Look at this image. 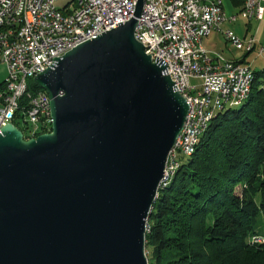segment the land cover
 I'll return each mask as SVG.
<instances>
[{"label":"water","instance_id":"1","mask_svg":"<svg viewBox=\"0 0 264 264\" xmlns=\"http://www.w3.org/2000/svg\"><path fill=\"white\" fill-rule=\"evenodd\" d=\"M132 18L32 82L50 132L0 133V264H147L145 232L188 106Z\"/></svg>","mask_w":264,"mask_h":264},{"label":"built area","instance_id":"2","mask_svg":"<svg viewBox=\"0 0 264 264\" xmlns=\"http://www.w3.org/2000/svg\"><path fill=\"white\" fill-rule=\"evenodd\" d=\"M57 1L0 0V64L6 68V78L0 82V133L8 124L16 127L15 122L25 128L24 140L49 133L50 100L43 90H29V80L75 47L129 21L137 2L75 0V7L62 11ZM263 4L264 0H242L239 11L227 16L221 0H143L134 38L152 61L166 67L188 106L183 128L167 155L159 190L179 169V158L194 153L217 112L241 105L251 92L250 66L213 59L203 40L225 22L260 20ZM223 35L244 53L256 44L255 38L242 39L230 30ZM187 79L198 83L190 85Z\"/></svg>","mask_w":264,"mask_h":264},{"label":"trees","instance_id":"3","mask_svg":"<svg viewBox=\"0 0 264 264\" xmlns=\"http://www.w3.org/2000/svg\"><path fill=\"white\" fill-rule=\"evenodd\" d=\"M253 75L248 99L217 112L158 191L145 232L147 264H264V242L255 241L264 240L256 229L264 221V68ZM28 87L42 91L32 80Z\"/></svg>","mask_w":264,"mask_h":264},{"label":"crops","instance_id":"4","mask_svg":"<svg viewBox=\"0 0 264 264\" xmlns=\"http://www.w3.org/2000/svg\"><path fill=\"white\" fill-rule=\"evenodd\" d=\"M230 3L232 7L227 9L226 11L222 5L223 10L227 16L234 15L239 11L242 0H230ZM242 22L244 23L243 26L240 25L239 20L236 23H227V22L223 23L219 31L217 30V31L211 32V34L204 39V44L209 43L208 39L212 34H220L224 38L222 30H225V31L231 30L239 38H242V39L249 38V37L255 38L256 44H255L254 49L251 52L243 53L241 51L236 50L233 46L232 47L228 46L227 44L225 46V49H208L205 46V50L208 52V54L213 59L220 57L223 60L240 61V62L248 64L252 71H254L253 65H252L255 62L254 59L262 60L261 68H264V51L262 53H259L260 48L264 49V4H263V10H262V18L260 20L258 21L256 20L244 21L243 20ZM215 39H216V35L213 40ZM250 59L251 61H249ZM193 82L194 84L198 83L197 80H193Z\"/></svg>","mask_w":264,"mask_h":264},{"label":"rangeland","instance_id":"5","mask_svg":"<svg viewBox=\"0 0 264 264\" xmlns=\"http://www.w3.org/2000/svg\"><path fill=\"white\" fill-rule=\"evenodd\" d=\"M56 5H57V7L60 10L64 11L65 9H72L73 7H75L76 6V2H75V0H58L57 3H56ZM222 5H223L225 11L227 9H229V8L232 7L231 6V3H230V0H222ZM242 21H243L242 19H239V23H240L241 26H243V24H244ZM222 31L224 32L225 30H222ZM215 35H216V39L213 40L214 37H215ZM208 42L209 43H205L204 44V40H203V46H204V48L206 46L208 49H225L226 44L228 46H231L232 47V45L229 44V43H227L220 34H212L209 37ZM254 60H255V62H254V64H252L253 65V70L254 71L261 70L262 69L261 68V62H262V60H258V59H254ZM249 61H251V59ZM5 78H6V68H5V66L3 64H0V82L3 81ZM186 81L190 85L194 84L193 80H191V79H187ZM236 189H239V186ZM262 221L259 222V224L256 226V229H260V230L262 229V230H264V224L262 223ZM254 242L255 241L252 240L251 243H254ZM256 242L257 243H263L264 240H261V241L259 240V241H256Z\"/></svg>","mask_w":264,"mask_h":264}]
</instances>
